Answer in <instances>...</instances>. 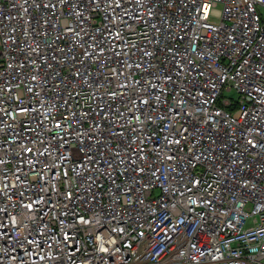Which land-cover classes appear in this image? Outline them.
<instances>
[{"label":"built area","instance_id":"obj_1","mask_svg":"<svg viewBox=\"0 0 264 264\" xmlns=\"http://www.w3.org/2000/svg\"><path fill=\"white\" fill-rule=\"evenodd\" d=\"M0 264H264V0H0Z\"/></svg>","mask_w":264,"mask_h":264},{"label":"rangeland","instance_id":"obj_2","mask_svg":"<svg viewBox=\"0 0 264 264\" xmlns=\"http://www.w3.org/2000/svg\"><path fill=\"white\" fill-rule=\"evenodd\" d=\"M216 8L217 9H220L221 8V4H217L216 5ZM226 94L230 97H233V98H237V92L235 90H229V91H226Z\"/></svg>","mask_w":264,"mask_h":264}]
</instances>
